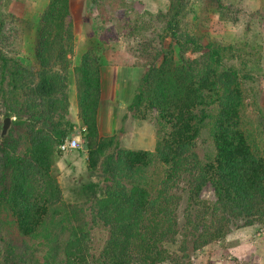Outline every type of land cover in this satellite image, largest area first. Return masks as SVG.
<instances>
[{"label":"trees","instance_id":"trees-1","mask_svg":"<svg viewBox=\"0 0 264 264\" xmlns=\"http://www.w3.org/2000/svg\"><path fill=\"white\" fill-rule=\"evenodd\" d=\"M192 5L169 0L154 16L163 26L160 45L143 44V71L128 107L154 123L155 150L125 148L101 135L102 63L95 49L73 68L88 170L101 177L82 187L83 204L65 200L57 174L59 144L76 126L71 0H47L36 24L0 9V264H194L198 251L264 223V142L249 119L245 88L262 45L211 37L213 15L235 23L240 8L199 0L188 22ZM27 36L36 67L19 58ZM6 117L12 122L3 135ZM205 134L212 150L202 155ZM208 185L214 201L202 198ZM95 227L108 231L98 252Z\"/></svg>","mask_w":264,"mask_h":264},{"label":"rangeland","instance_id":"rangeland-1","mask_svg":"<svg viewBox=\"0 0 264 264\" xmlns=\"http://www.w3.org/2000/svg\"><path fill=\"white\" fill-rule=\"evenodd\" d=\"M225 2L240 8L239 20L235 23L222 24L218 15L214 14L209 31L211 37L226 43L247 42L249 45H262V58L254 72L255 79L246 81L245 88L248 95L246 103L249 119L254 124L255 135L264 142V0ZM46 4L47 0H1L0 9L36 24ZM168 6L169 0H71L76 46L71 57L69 97L70 118L76 126L70 137L78 139L80 146L67 151L60 150L62 154L57 161L58 179L67 202L83 204L87 199L82 187L91 181L101 180V177L88 170V149L82 137L85 126L79 116L73 68L80 63L85 52L95 49L102 63L104 100L99 112L101 135L115 137V140L125 148L155 150L157 138L154 123L149 119L136 118L128 106L143 71L144 41L153 39L157 46L160 45L161 34H164L163 26L154 16L160 11L167 10ZM191 7L188 22H194L199 10V0H193ZM139 26L144 30L137 33ZM170 41V38H166L164 45L168 46ZM247 49L253 47L246 46ZM19 58L32 67L37 66L31 36L24 38ZM251 60L255 61V57L252 56ZM228 62L230 65L240 66L238 59H231ZM112 67L119 71L117 78L109 76ZM258 112L262 114L259 115ZM206 137L205 134L200 139L202 155L212 150V144L205 140ZM202 198L208 201L215 200L212 185L203 190ZM184 207L185 201L179 209L180 216ZM253 227L254 232L244 235L243 238L244 241L250 240V246L238 241L242 236L235 235L239 230L237 229L225 239L198 251L194 256V264H264V223ZM107 237L108 231L103 227H95L92 230L95 252L103 247ZM160 264L173 263L167 261Z\"/></svg>","mask_w":264,"mask_h":264},{"label":"crops","instance_id":"crops-1","mask_svg":"<svg viewBox=\"0 0 264 264\" xmlns=\"http://www.w3.org/2000/svg\"><path fill=\"white\" fill-rule=\"evenodd\" d=\"M117 70L118 69H116V67H112V73L109 76H111V77L115 76L117 78L118 74H119V71H117ZM107 71L108 70L106 69L105 72H107ZM103 73H104V71H103ZM102 100H104V99H102ZM251 232H254V227L253 226H248V227H244V228L239 229L237 232H235V235H239V237L242 236V238H240L238 240V241H240V243L243 242V244L246 243V244H248L250 246V240L247 239V241H244L243 238H244V235L250 234Z\"/></svg>","mask_w":264,"mask_h":264},{"label":"built area","instance_id":"built-area-1","mask_svg":"<svg viewBox=\"0 0 264 264\" xmlns=\"http://www.w3.org/2000/svg\"><path fill=\"white\" fill-rule=\"evenodd\" d=\"M80 146L79 140L76 138L67 137L59 144L61 151H67L69 149H76Z\"/></svg>","mask_w":264,"mask_h":264},{"label":"water","instance_id":"water-1","mask_svg":"<svg viewBox=\"0 0 264 264\" xmlns=\"http://www.w3.org/2000/svg\"><path fill=\"white\" fill-rule=\"evenodd\" d=\"M11 122H12V118L11 117H6L4 119V124H3V130H2V134L5 135L9 128H10V125H11Z\"/></svg>","mask_w":264,"mask_h":264}]
</instances>
